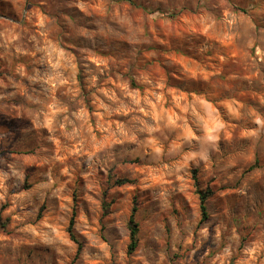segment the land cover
<instances>
[{"label":"clouds","instance_id":"clouds-1","mask_svg":"<svg viewBox=\"0 0 264 264\" xmlns=\"http://www.w3.org/2000/svg\"><path fill=\"white\" fill-rule=\"evenodd\" d=\"M0 264H264V0H0Z\"/></svg>","mask_w":264,"mask_h":264}]
</instances>
